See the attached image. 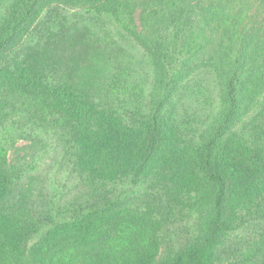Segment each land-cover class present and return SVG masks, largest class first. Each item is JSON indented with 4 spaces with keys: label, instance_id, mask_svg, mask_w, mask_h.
Returning a JSON list of instances; mask_svg holds the SVG:
<instances>
[{
    "label": "rangeland",
    "instance_id": "obj_1",
    "mask_svg": "<svg viewBox=\"0 0 264 264\" xmlns=\"http://www.w3.org/2000/svg\"><path fill=\"white\" fill-rule=\"evenodd\" d=\"M81 1L39 0L23 16L22 0H0V172L10 176L0 195V264L166 263L207 234L210 210L197 199L205 176L190 183L167 168L135 181L91 178L43 86H75L127 122L157 110L184 145L200 146L227 107L225 54L213 38L202 49L186 34L173 41L172 28L163 61L151 46L164 40L159 18L139 5L129 14L120 1ZM255 73L240 84L242 111L225 139L264 146V64ZM109 198L115 206L89 227L70 223L80 206ZM225 208L211 264H264V197Z\"/></svg>",
    "mask_w": 264,
    "mask_h": 264
},
{
    "label": "trees",
    "instance_id": "obj_2",
    "mask_svg": "<svg viewBox=\"0 0 264 264\" xmlns=\"http://www.w3.org/2000/svg\"><path fill=\"white\" fill-rule=\"evenodd\" d=\"M22 1L23 16H27L39 0ZM112 1H120L116 4L127 7L129 14L139 5L148 18L162 21L164 40L154 44L149 36L147 41L163 61L170 48L164 31L172 28L173 41H180L186 34L187 44L191 42L202 49L213 38L218 49L224 52L226 67L222 77L227 107L203 144L184 145L176 127L157 110L127 122L75 86L59 84L43 88L71 123L78 163L91 178L102 183L129 178L135 181L167 168H173L175 176H184L190 183L201 180L200 174L205 176L204 189L197 199L205 202L210 210L207 234L204 240L190 244L171 261L161 264H211L216 233L228 227L226 203L238 210L264 197V146L225 139L242 111L240 84L252 75L258 79L256 66L264 64V0ZM118 5L113 3L116 9ZM246 49L251 51L249 60L244 53ZM2 51L3 41H0V55ZM233 51L238 53L236 57ZM257 59L259 63L255 64ZM9 184L10 176L0 172V195ZM115 204L116 199L109 198L100 204L80 206L70 223L89 227L100 210H110Z\"/></svg>",
    "mask_w": 264,
    "mask_h": 264
}]
</instances>
